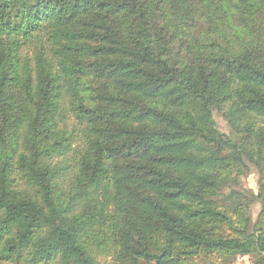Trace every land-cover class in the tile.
Instances as JSON below:
<instances>
[{
	"label": "trees",
	"instance_id": "obj_1",
	"mask_svg": "<svg viewBox=\"0 0 264 264\" xmlns=\"http://www.w3.org/2000/svg\"><path fill=\"white\" fill-rule=\"evenodd\" d=\"M213 254L264 264V0H0V260Z\"/></svg>",
	"mask_w": 264,
	"mask_h": 264
},
{
	"label": "rangeland",
	"instance_id": "obj_2",
	"mask_svg": "<svg viewBox=\"0 0 264 264\" xmlns=\"http://www.w3.org/2000/svg\"><path fill=\"white\" fill-rule=\"evenodd\" d=\"M213 118L217 125V128L226 134H230V128L228 127L226 121L221 116L217 110L213 111ZM239 188L245 191H252L254 194L258 191V174L254 168L250 171V173L240 179ZM249 193V192H248ZM259 211V203H254L251 206V217L254 221L256 219L257 213ZM201 264H255V259L250 255H233L227 257H220L217 254H213L208 258L199 259ZM0 264H10L8 261L1 259ZM141 264H154L153 261H142Z\"/></svg>",
	"mask_w": 264,
	"mask_h": 264
}]
</instances>
